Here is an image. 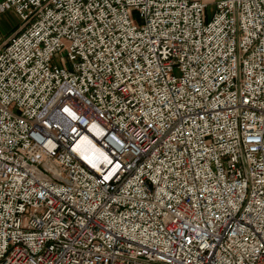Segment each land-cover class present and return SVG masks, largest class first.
I'll return each mask as SVG.
<instances>
[{
  "label": "built area",
  "instance_id": "built-area-1",
  "mask_svg": "<svg viewBox=\"0 0 264 264\" xmlns=\"http://www.w3.org/2000/svg\"><path fill=\"white\" fill-rule=\"evenodd\" d=\"M0 264H264V0H0Z\"/></svg>",
  "mask_w": 264,
  "mask_h": 264
},
{
  "label": "crops",
  "instance_id": "crops-1",
  "mask_svg": "<svg viewBox=\"0 0 264 264\" xmlns=\"http://www.w3.org/2000/svg\"><path fill=\"white\" fill-rule=\"evenodd\" d=\"M194 1H199L204 5V13L205 16L207 14L208 10H212V12L214 11V5L216 2L220 1V0H194ZM212 14V13H211ZM210 14V15H211ZM16 18L14 16V14L10 11H5V12H0V27L2 26H6L5 28H7V30H9L7 34H2L0 32V47L7 41V39L16 31V29L14 30H10V22L12 19ZM207 18V16H206ZM9 23V24H8Z\"/></svg>",
  "mask_w": 264,
  "mask_h": 264
},
{
  "label": "rangeland",
  "instance_id": "rangeland-1",
  "mask_svg": "<svg viewBox=\"0 0 264 264\" xmlns=\"http://www.w3.org/2000/svg\"><path fill=\"white\" fill-rule=\"evenodd\" d=\"M212 13V10H208L207 11V14H206V16H207V18H209L210 17V14ZM9 24V23H8ZM10 30H14V29H17L18 27H19V25H20V23H19V21L16 19V18H14V19H12L11 20V22H10ZM6 27V26H5ZM4 26H2V27H0V32L2 33V34H7V33H9L8 31L9 30H7V28H5Z\"/></svg>",
  "mask_w": 264,
  "mask_h": 264
}]
</instances>
